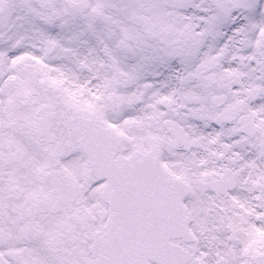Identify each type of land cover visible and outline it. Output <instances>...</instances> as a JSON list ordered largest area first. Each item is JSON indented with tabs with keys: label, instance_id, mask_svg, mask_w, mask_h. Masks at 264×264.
<instances>
[{
	"label": "snow or ice",
	"instance_id": "6c2138e0",
	"mask_svg": "<svg viewBox=\"0 0 264 264\" xmlns=\"http://www.w3.org/2000/svg\"><path fill=\"white\" fill-rule=\"evenodd\" d=\"M0 264H264V0H0Z\"/></svg>",
	"mask_w": 264,
	"mask_h": 264
}]
</instances>
